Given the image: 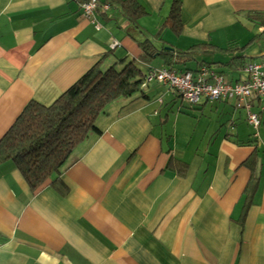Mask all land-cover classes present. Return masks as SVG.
Returning a JSON list of instances; mask_svg holds the SVG:
<instances>
[{"label": "crops", "instance_id": "crops-1", "mask_svg": "<svg viewBox=\"0 0 264 264\" xmlns=\"http://www.w3.org/2000/svg\"><path fill=\"white\" fill-rule=\"evenodd\" d=\"M84 1L0 0V139L30 101L52 104L98 62L166 68L141 59L146 40L157 51L242 47L260 33L244 14L264 10V0H135L146 15L133 22L117 0H98L87 19ZM245 53L263 64L264 41ZM226 71L225 82L246 79ZM144 93L112 103L101 134L37 190L0 166V264H264V97L249 99L254 139L233 100L188 106L157 83Z\"/></svg>", "mask_w": 264, "mask_h": 264}, {"label": "trees", "instance_id": "trees-1", "mask_svg": "<svg viewBox=\"0 0 264 264\" xmlns=\"http://www.w3.org/2000/svg\"><path fill=\"white\" fill-rule=\"evenodd\" d=\"M115 5L133 22L146 15L144 8L135 0H117ZM180 10V2L176 1L168 16L176 34L181 26ZM244 18L260 28L258 37H253L249 43L260 39L264 41V10L247 12ZM248 44L218 49L207 43H197L185 52H177L164 50L163 47L157 51L146 40L141 43V59L159 58L166 68L179 69V74L194 73L205 67L222 77L224 72L221 68L236 72L244 70L249 63H257L245 64L247 57L244 52ZM217 52H229L232 56L223 63L200 60L196 61L197 68H187V64L199 56ZM179 66L186 68L181 70ZM153 70L155 69L147 68L144 71L133 61L118 56L117 62L110 66L102 68L101 62L96 63L52 104L43 105L34 100L30 101L0 139V166L11 162L29 188L37 190L64 169L80 144L91 136L101 134L98 121L112 103L117 100L133 102L145 97L143 83Z\"/></svg>", "mask_w": 264, "mask_h": 264}, {"label": "built area", "instance_id": "built-area-1", "mask_svg": "<svg viewBox=\"0 0 264 264\" xmlns=\"http://www.w3.org/2000/svg\"><path fill=\"white\" fill-rule=\"evenodd\" d=\"M99 7L97 0H86L80 5L82 14L90 19L95 9ZM264 64V63H263ZM245 81L237 84H229L209 68H200L196 72L179 74L171 68L151 71L144 80L143 87L151 83L162 84L176 90L183 104L196 106L200 99L204 98L212 103L233 100L238 109L246 111L247 125L253 130V137L258 136L261 126V118L251 110L250 97H264V74L261 64L245 66Z\"/></svg>", "mask_w": 264, "mask_h": 264}, {"label": "rangeland", "instance_id": "rangeland-1", "mask_svg": "<svg viewBox=\"0 0 264 264\" xmlns=\"http://www.w3.org/2000/svg\"><path fill=\"white\" fill-rule=\"evenodd\" d=\"M98 8L99 7H97L96 9H95V11H94V13H93V15L97 12V10H98ZM246 22L247 23H249L247 20H246ZM249 24H251V23H249ZM96 28H98L97 26H96ZM163 29H165V27L163 28ZM247 30V29H246ZM249 31V30H248ZM168 35V38H169V36H171V37H173L172 36V33H168L167 34ZM167 35H163V36H165V37H167ZM115 46V45H114ZM114 46H112V47H114ZM163 47V46H162ZM162 47H160V49H162ZM258 47V44H255V46L254 47H252V48H249L248 50H247V52L249 53V55L250 54H253L254 52H256L257 51V48ZM157 48V47H156ZM158 49V48H157ZM159 49V50H160ZM163 49L164 50H170V51H173L171 48H169V47H166V46H164L163 47ZM248 53H245V56L247 57V60H250L249 58H251L249 55H248ZM232 56V54L231 53H229V52H217V53H214V54H211V55H201V56H199L198 58H196V60L195 61H192V62H190V63H188L187 64V68H189V69H193V68H195L196 66H197V64H196V61H200V60H204V61H206V62H216V63H223V62H226L230 57ZM148 61H149V59H148ZM151 63V68H153V69H155V67L154 66H158V65H160V62L158 61V59H156V60H154V61H151L150 62ZM152 63H155L154 65H152ZM263 67H264V64H262L261 63V68H262V72H263V74H264V71H263ZM140 68L142 69V70H144L143 69V67H141L140 66ZM215 70V69H214ZM223 72H224V74H222V77H223V80L224 81H226V79L228 78L227 76L230 74L228 71H226V70H223ZM162 85V84H161ZM235 103V102H234ZM173 106H175V105H170V107L171 108H173ZM168 113V112H167ZM172 113V112H171ZM170 113V114H171ZM185 115V114H184ZM171 116V118L172 119H170V124H171V121L174 119V116H173V114H171L170 115ZM181 117H184V116H181ZM170 124H169V126H170ZM98 126H99V124H98ZM253 131V130H252ZM251 132V131H250ZM254 134V132L252 133L251 132V136ZM254 138V137H253ZM255 139V138H254Z\"/></svg>", "mask_w": 264, "mask_h": 264}]
</instances>
